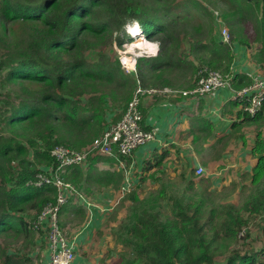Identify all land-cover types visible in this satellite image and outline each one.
<instances>
[{"label": "trees", "instance_id": "1", "mask_svg": "<svg viewBox=\"0 0 264 264\" xmlns=\"http://www.w3.org/2000/svg\"><path fill=\"white\" fill-rule=\"evenodd\" d=\"M216 4L227 8L222 21L242 25L248 20V30L264 43V0ZM217 19L200 0H0V264H26L18 258L17 245L24 250L30 245L31 250L47 233L37 218L56 205L57 190L37 186V175L56 166L51 150L63 146L80 151L91 144L120 119L137 81L144 88H164L174 83L161 80L168 72L184 82L190 76V89L198 71L207 69L231 77L238 90L251 83L231 71V44L246 43L240 32L230 44L217 39ZM134 22L140 29L127 27L134 42L139 34L159 44L156 57L136 60L135 74L121 68L111 49L113 43L122 45L119 36ZM243 114L246 122L263 123L264 103L255 116ZM167 156L155 154L142 173L156 172ZM251 156L256 162L240 187L238 204L228 201L234 188L214 191L208 178L193 173L173 179L161 172L156 189L124 196L120 208L129 205L113 231L121 246L116 264H216L218 258H223L220 264H264V247L253 252L232 248L249 240L250 219L264 224L261 130ZM103 158L108 157L92 156L85 168H67L61 178L77 191L88 186L120 188L122 172L94 166ZM121 159L126 167L131 163V157ZM70 212L84 219L71 197L59 211L60 227Z\"/></svg>", "mask_w": 264, "mask_h": 264}, {"label": "crops", "instance_id": "2", "mask_svg": "<svg viewBox=\"0 0 264 264\" xmlns=\"http://www.w3.org/2000/svg\"><path fill=\"white\" fill-rule=\"evenodd\" d=\"M248 22L245 20L243 23ZM243 23L235 32H240L238 35L246 44H231L234 53L231 71L233 75L244 76L251 82L254 76L264 77V43L261 38H254L255 32L248 36ZM231 34L233 37V33ZM216 35L220 40L217 31ZM190 78L189 76L187 82H184L170 73L161 80L174 82L164 87L185 90L189 89L187 87ZM232 89L238 90L233 83ZM140 111L142 128L155 130V136L152 141L139 146L133 152L131 163L125 169L129 172L137 193L140 192V183L149 180L148 177L154 173L166 172L171 177L186 173L190 177L191 173L194 175L196 168L202 167L204 173L198 177L208 178L211 189L222 191L224 188H234L235 192L230 197L238 195L241 185L247 183L256 162L251 156V150L257 131L261 130L264 137V122L244 121V114L233 100L230 89L221 88L199 99L145 95L141 98ZM255 127L261 129L256 131ZM163 152H167L168 156L162 166L156 172L142 173L145 162L151 160L155 154ZM94 166L99 171L113 172L116 162L113 158H103V161L96 162ZM120 188L108 186L95 189L94 186H88L86 191L80 192L83 199L75 203L81 208L84 219H80V214L70 212L66 223L61 225H68V236L74 247L75 256L71 264H93L95 257L87 251L102 243L113 246L115 250L121 248L115 243L113 231L124 217L115 209L107 212L118 198ZM70 220L73 222H69ZM18 248L21 249L18 258L26 264L49 263L51 249L46 233L35 240L31 250L30 245L26 250L22 246ZM12 251L11 248L9 252ZM107 253L108 257H115L116 264L118 254L111 251Z\"/></svg>", "mask_w": 264, "mask_h": 264}, {"label": "built area", "instance_id": "3", "mask_svg": "<svg viewBox=\"0 0 264 264\" xmlns=\"http://www.w3.org/2000/svg\"><path fill=\"white\" fill-rule=\"evenodd\" d=\"M217 16V14H215ZM220 36L223 43L230 44L231 36L226 27H222ZM125 52V50L123 51ZM134 57V64H135ZM121 67L126 72H135V65L129 68L120 57ZM231 77L216 71L202 69L198 71L196 82L190 89L180 90L164 87L162 89L144 88L137 82L121 118L109 126L91 144L80 151L56 146L51 150L50 156L55 160L56 166L44 168L39 171L37 186L51 185L57 190L56 205L45 208L38 216V221L48 227V241L51 249L49 264H70L74 259L73 244L68 241L58 226L60 208L67 204L73 197L75 201L82 200V193L78 192L71 184L65 183L61 175L70 167H86L92 156H104L116 159V170L123 173L122 185L118 198L107 209L113 211L120 200L134 190L133 183L126 172V165L121 158L131 157L133 152L141 145L154 139L155 130H144L141 126L142 114L140 111L141 98L145 95L159 97H191L199 99L221 88H228L233 92L235 100L241 111L248 116H255L264 103V77L254 76L251 83L239 90L232 89ZM204 170L198 167L194 170L195 176L203 175ZM79 193V194H78Z\"/></svg>", "mask_w": 264, "mask_h": 264}, {"label": "rangeland", "instance_id": "4", "mask_svg": "<svg viewBox=\"0 0 264 264\" xmlns=\"http://www.w3.org/2000/svg\"><path fill=\"white\" fill-rule=\"evenodd\" d=\"M200 2H201V4H203L204 6L205 5H208L211 9H212V13H213V15H214V13L215 14H217L218 15V19L216 20L218 23H219V25L221 26V27H226V29L228 30V33H230V31H232V33H233V35H234V33H236L235 31H236V29L238 30L239 29V27H240V25H238L237 23H236V20L235 21H233V20H231V21H229V23H226L227 21H222L221 20V18H220V15H221V13L225 10V9H227L226 8V6L225 5H219L218 7L216 6L217 4H216V2H217V0H200ZM196 15H197V12H196V14H195V18H196ZM198 20H200V19H198ZM200 21H206V18L205 17H202L201 18V20ZM250 23L248 22V23H244V27L246 28V31H247V35L249 36L251 33H252V31H250V30H248V25H249ZM135 26L136 25V23H130L129 25H127L126 27H125V30H124V34H122V35H120L119 37H120V39H123V43H122V45L121 46H117L116 44H112V46H111V49H112V55H114V56H116V57H118V59H119V57H120V54H118V52L120 53V52H122L121 54H122V57H123V51L125 50V52L127 51V46L128 45H130V43L131 44H135V43H133L134 42V39H131V36H130V34H128V32H127V27L128 26ZM136 27H138L137 25H136ZM139 28V27H138ZM140 29V28H139ZM230 36L232 37V34L230 33ZM129 38L131 39V41L129 40ZM135 41L136 42H138L139 41V37L138 36H136V38H135ZM145 41H146V43L149 45V44H157L158 45V47H159V44L158 43H155V42H151V41H147L146 39H145ZM140 45H142V44H140ZM142 46H145V47H147L146 45H142ZM147 49H148V53H146V55H150V50H149V48L147 47ZM139 51H137L136 53H138ZM157 52L158 51H156V55H157ZM140 53V52H139ZM141 55H145V54H141ZM152 55V54H151ZM153 56V55H152ZM167 74H170V73H168V72H166L164 75H167ZM197 76V75H196ZM162 78V77H161ZM155 89H162V87H154ZM171 89H174V88H171ZM181 90V89H180ZM111 116V115H110ZM109 116V117H110ZM262 128H264V127H262ZM258 129H261L260 127H255V130L257 131ZM169 175V174H168ZM178 176V174H176L175 175V177H171L170 176V178H173V179H175L176 177ZM188 177H189V175H188ZM158 178H160V174H158L156 177H154V174L153 175H150V177H148V179L149 180H146L145 182H142V183H140V185H139V189H140V195L142 196V195H145L146 193H148V192H150L151 190H154V189H156L157 187H156V185H157V183H155V181H156V179H158ZM134 187H135V185H134ZM213 190V189H212ZM79 192H81V191H79ZM235 192V191H234ZM79 194V193H78ZM229 199L230 200H228V201H230V202H235V204H238V203H240V199H239V194L236 196V197H229ZM227 200V199H226ZM127 205H129V203L127 202V203H124V206H122L121 208H120V203H118L115 207H114V209H115V211L117 212V213H120V214H122L121 215V217H124L125 216V208L127 207ZM117 207V208H116ZM116 214V213H115ZM117 215V214H116ZM80 219H82L81 217H80ZM69 222H73L72 220H70ZM262 225H264L263 224V221L262 220H260L259 218H252V219H250V222H249V225H248V227H247V229H248V231L250 232V238H249V240L247 241V242H245V241H243V240H240L237 244H235V245H233V249H235V250H239V251H241V252H243V251H246V250H249L250 252L252 251H257L258 249H260L261 247L263 248L264 247V233H263V229H262ZM62 230H63V234H64V236H65V238L69 241L70 239V237L68 236L69 235V232H68V225L66 224L64 227H62ZM244 234V233H243ZM243 234H241V235H243ZM245 242V243H244ZM2 243H4V241L2 242ZM19 246H21V244L19 243L18 245H17V247H19ZM120 250H121V248H119V250H115L114 248H113V246H108V245H106L105 243H102L100 246H98L97 248H93L92 250H88L87 251V253L88 254H93L94 255V257H95V259H94V261H93V264H114V262L116 261L115 260V257H112V258H110V257H108V255H109V253H107V251H111V252H113L114 254H119L120 253ZM83 255L85 254V253H82ZM107 258V259H106ZM117 261H120V258L118 257L117 258ZM223 262V258H218L217 260H216V264H220V263H222Z\"/></svg>", "mask_w": 264, "mask_h": 264}, {"label": "bare ground", "instance_id": "5", "mask_svg": "<svg viewBox=\"0 0 264 264\" xmlns=\"http://www.w3.org/2000/svg\"><path fill=\"white\" fill-rule=\"evenodd\" d=\"M139 37V41L138 42H134L135 44H130L127 46V51L123 53V61L126 63V65L129 67V68H132L134 66V57L136 56H142L141 54H146L148 53V49L147 47L145 46H142L140 44H137V43H145L146 41L144 40V36L143 38L138 34L136 35ZM132 39V38H131ZM157 45V44H156ZM137 51H139L138 53H136ZM158 54V52H157ZM151 55V53H150ZM156 55V54H155ZM154 56V55H153Z\"/></svg>", "mask_w": 264, "mask_h": 264}, {"label": "clouds", "instance_id": "6", "mask_svg": "<svg viewBox=\"0 0 264 264\" xmlns=\"http://www.w3.org/2000/svg\"><path fill=\"white\" fill-rule=\"evenodd\" d=\"M135 23V22H134ZM221 27V26H220ZM221 29H222V27L220 28V31H221ZM219 31V32H220ZM230 34V33H229ZM145 38V37H144ZM220 38H221V36H220ZM146 39V38H145ZM221 41H222V38H221ZM231 42V41H230ZM131 44V43H130ZM227 44V43H226ZM147 47L149 48V50H150V53L152 54V55H154V56H152V55H142V56H136V58H135V72H126L122 67V69L126 72V73H136V60L138 59V58H141V57H150V58H153V57H156L157 55H155L156 54V51H157V49H158V51H159V47H158V45H156V44H149V45H147ZM122 52H118V54H120V57H121V54ZM120 57H119V63H120ZM120 65H121V63H120ZM138 82V81H137ZM148 88H151V87H148ZM153 88V87H152ZM122 115V114H121ZM121 118V117H120ZM82 150V149H81ZM89 161V160H88ZM87 166V165H86ZM83 168H85V167H83ZM195 175V174H194ZM197 177V176H196ZM74 187V186H73ZM79 192V191H78ZM75 202H78V201H75ZM67 205V204H66ZM64 207V206H63ZM61 209V208H60ZM38 219V218H37ZM39 222V221H38ZM39 224H40V226L45 230H47V233H46V235H47V239H48V233H49V230H48V227L46 226V225H44L43 223H40L39 222ZM58 226H59V216H58ZM59 228L62 230V227H60L59 226ZM62 232H63V230H62ZM70 241V240H69ZM49 242V241H48ZM74 256H75V254H74ZM50 258H51V253H50ZM74 260V259H73ZM49 263H50V260H49ZM48 263V264H49ZM71 264V263H70Z\"/></svg>", "mask_w": 264, "mask_h": 264}]
</instances>
